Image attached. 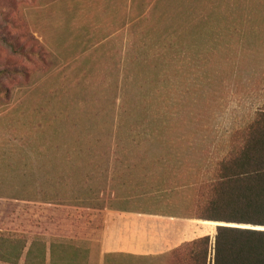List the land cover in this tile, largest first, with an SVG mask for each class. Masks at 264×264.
<instances>
[{"label": "rangeland", "instance_id": "rangeland-1", "mask_svg": "<svg viewBox=\"0 0 264 264\" xmlns=\"http://www.w3.org/2000/svg\"><path fill=\"white\" fill-rule=\"evenodd\" d=\"M88 1L80 0L91 14L84 21L86 30L112 20L113 31L122 32L115 38L120 56L126 54L130 66L100 57L103 29L75 52L74 64L68 63L70 72L81 70L83 75L44 73L43 60L51 57L43 53L44 42L35 31H50L43 21L61 1L0 0V264H20L16 255L21 242L31 238L14 228L28 219L42 222L39 212H23V205L42 210V203L15 199L111 203L114 197L107 191L103 195L107 180L121 181L124 172L118 168L127 167L125 178L136 184V195L142 192L159 200L172 196L191 205L196 189L226 152L233 131L264 105V0L95 1L91 5L101 10L96 14ZM54 18L57 22L61 17ZM30 47L41 57L29 56ZM7 68L11 71L4 73ZM53 79L67 81L60 91L67 97V112L78 115L50 113L54 110L49 106L58 107L51 95L54 87L59 91ZM43 105L45 110L40 109ZM47 141L67 142V180L72 186L82 180L85 189L93 185L95 195L44 196V186L60 178V165L45 161L48 149L35 146ZM121 158L136 163L124 164ZM136 167H146L144 175L135 174ZM172 207L184 210L183 204ZM217 227L212 222L208 231L213 242ZM35 237L32 263L41 258L43 247V237ZM120 257L105 264L166 263ZM91 264H104L98 251Z\"/></svg>", "mask_w": 264, "mask_h": 264}, {"label": "crops", "instance_id": "crops-1", "mask_svg": "<svg viewBox=\"0 0 264 264\" xmlns=\"http://www.w3.org/2000/svg\"><path fill=\"white\" fill-rule=\"evenodd\" d=\"M60 1L61 5L54 9L52 12L53 16L50 19L45 18L43 21L44 28L48 27L50 31L48 32V30H46L43 32L39 29L35 31L37 37L44 42L46 47L54 55L56 65L51 69V74L54 75L57 72L60 77L66 75L67 78L77 74L83 75L85 72L81 73V70L76 74L70 72L68 63H70V65L74 64L78 60V53L75 52L80 49L81 45L90 44L98 31H102L103 29L105 30V37L103 40L104 46L101 47L104 48L100 57L104 59L105 62L108 61V59L111 61L114 59L113 62L119 60L120 64H123L120 65L121 67L130 66V63L126 64V60H128L125 58L126 54L124 58L120 56L121 46H117L115 38L122 32L113 31L114 24L112 20L108 19L109 21L106 20V22H101L100 27L95 25L86 30L84 21L87 17L91 18V14L87 11L85 6H81L80 0ZM95 1L101 2L109 0H89L90 8L94 10L91 12L92 14L101 12L98 7L91 5L92 2ZM111 2L113 1L111 0ZM57 15H60L61 18L56 22L54 16ZM130 38L129 33H127L128 44L131 42ZM88 52L93 53V50H89ZM48 77L49 76H46L45 80ZM66 82L67 81L64 82L62 79L58 82L54 81V79L52 80V84H58L59 91L56 92L55 87L51 90L52 99L58 101V107L54 108L49 106L51 107V109L49 108L50 110H54L50 113L59 116L78 115L75 112V114L67 112V97L61 94L62 92L60 91V87ZM68 82L72 83L71 81ZM57 93H59V95H55ZM43 96L44 94L41 95V97ZM62 101L64 103H62ZM44 107L43 105L40 109H44ZM35 146H42L48 149L44 152L46 157L45 161L47 163L60 165V178L58 182L54 181L53 185L44 186V191H42L44 196L82 197L84 194L88 196L95 195L93 185L87 188L88 190L92 188L91 191H88L85 189L82 180L74 182L73 186L72 183L67 180L66 175L68 170L66 165L68 163V154L66 148H69L67 142L47 141ZM1 147H3L2 140H0V148ZM75 147L78 148L79 146L75 145ZM57 148L61 150L57 151ZM63 148L65 150H62ZM120 160H122L124 164L136 163V161H132L133 159L121 158ZM90 161L93 162L92 160ZM138 163L142 164V161ZM145 169L146 167H141V169L140 167H136L135 170L139 171L134 173L138 176H142L144 175L143 171ZM118 171L124 172V174H121L123 179H118L121 181L116 183L112 177H109L107 180V187L104 188L103 195H105V191H107V196L114 197L111 203L95 204L92 202L85 204L81 201L70 202L66 198L60 200L49 198L43 201L15 199L16 201L42 203L43 205L42 210H37L38 208L35 209V207L31 208L32 206L30 205H23L25 208L23 212L28 215L32 214L31 216H33V214L35 215L37 212L42 214L40 215V217H42V222L38 224L31 220L28 221V219L27 221L25 220L24 223L22 222L23 225H17L20 227L14 228V230H17L16 232L31 235V238H27V246L25 247L19 263L28 264L27 253L34 240H37L35 236L43 237V241L46 244L47 251L44 264H48L49 262L51 264L52 262V244H63L74 248L75 252L84 255V264H91L92 259H94L98 251L105 264L107 258H111L114 261L122 258L120 257L121 255H133L138 258L151 257L152 259H165L170 252L182 244L208 235L212 222L191 218L189 216L190 201L186 203V206L181 200H174L172 196L159 200L155 196H148L149 194L143 195L142 192H137L139 194L136 195V184L130 183L129 180L125 178V175L129 174L128 168L120 167ZM138 184L140 186L143 184L145 187V183L142 180H139ZM111 190L114 191L111 192ZM130 196L134 197L131 198ZM1 199L2 197H0V213L3 212V203ZM178 204H183L184 210L186 206V210H182L185 213L173 210L172 205ZM160 205H164V207ZM30 210L32 211L31 213ZM0 230L4 229L0 228ZM59 252L61 256L62 254L67 257L69 255L61 248ZM62 260V264H73L69 258L64 257Z\"/></svg>", "mask_w": 264, "mask_h": 264}, {"label": "trees", "instance_id": "trees-1", "mask_svg": "<svg viewBox=\"0 0 264 264\" xmlns=\"http://www.w3.org/2000/svg\"><path fill=\"white\" fill-rule=\"evenodd\" d=\"M32 39L37 42L36 37L32 36ZM41 48L46 56L51 57L47 56L49 61L43 60L41 69L46 73L56 62L44 44ZM27 54L41 57V52L32 47ZM36 68L40 69L38 65ZM7 69L3 72L11 71ZM14 71L23 72V69L15 68ZM205 181L193 194L189 216L225 224L218 225L214 242L210 235L186 242L165 257V264H264V105L233 131L226 152ZM21 244L16 255L17 263L27 246V238ZM37 245L34 240L27 253L28 264L45 263L47 250L44 241L38 253L41 258L37 263L30 262ZM60 248L69 254L68 257L61 256ZM64 257L73 264L85 262L84 255L75 252L74 248L52 244L53 264H62Z\"/></svg>", "mask_w": 264, "mask_h": 264}, {"label": "water", "instance_id": "water-1", "mask_svg": "<svg viewBox=\"0 0 264 264\" xmlns=\"http://www.w3.org/2000/svg\"><path fill=\"white\" fill-rule=\"evenodd\" d=\"M218 223V225H224L225 223H222V222H217Z\"/></svg>", "mask_w": 264, "mask_h": 264}]
</instances>
